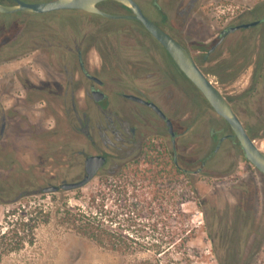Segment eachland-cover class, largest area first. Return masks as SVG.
<instances>
[{"label":"flooded vegetation","instance_id":"af4514ba","mask_svg":"<svg viewBox=\"0 0 264 264\" xmlns=\"http://www.w3.org/2000/svg\"><path fill=\"white\" fill-rule=\"evenodd\" d=\"M134 1L189 51L264 153V45L258 46L257 59L249 65L254 72L243 92L249 93L250 100L256 97L254 124L240 115L242 94L235 95L225 86L244 75L245 49H223L231 34L264 23V15L224 24L208 47L207 42L190 38V31L204 22V0ZM0 4L17 2L0 0ZM96 7L101 13L82 9L0 12V100L19 98L25 91L26 99L71 102L73 109L67 108L66 114L94 149L80 152L83 177L92 155L106 158L99 172L110 162L118 172L150 153H166L177 170L202 176L210 186L208 233L217 259L259 264L264 260V172L247 157L229 121L129 6L103 0ZM58 11L73 12L52 14ZM252 23L257 24L237 28ZM8 120L2 118L0 138L8 131Z\"/></svg>","mask_w":264,"mask_h":264},{"label":"rangeland","instance_id":"374dc122","mask_svg":"<svg viewBox=\"0 0 264 264\" xmlns=\"http://www.w3.org/2000/svg\"><path fill=\"white\" fill-rule=\"evenodd\" d=\"M263 4L264 0H204V22L190 31V38L207 42L205 44L210 47L211 39L223 29L224 24L233 22L236 25L261 18L264 15ZM67 12L73 11L52 14ZM180 21L181 18L178 19ZM113 27L120 28L122 24L113 23ZM260 45H264V23L231 34L223 48L236 50L241 46L245 49L244 75L235 84L226 82L225 86H229L228 91L235 95L242 94L239 110L248 124L256 123V97L250 100L249 93L243 92L251 84L254 67L249 65L256 61ZM24 94L22 91L19 98L0 100V125L2 118L7 116L9 119L8 131L5 137L0 138V198H20L24 191L29 195L17 203L0 202V225L5 227L9 212L26 205L31 213L29 216L34 218L33 224H37L36 239L34 243L5 256L0 264H130L149 257L151 254L148 253L125 255L99 246L64 225L58 211L61 208L62 212L67 204L87 207L91 192L104 191L109 184L119 187L127 175L130 177L131 201L138 203V199L147 198L149 202H142L147 215L138 218V222L150 226L158 221L159 226L167 231H177L174 239L167 234L166 240L171 244L175 242V247L170 249L169 255L162 256L164 264H228L217 259L209 238L208 182L202 176L177 170L166 153H150L148 155L156 154L160 159L152 163L148 156L143 157L118 172L110 162L90 183L77 190L42 192L46 186L82 178L84 157L80 152L87 154L94 149L84 135L73 128L72 120H69L72 117L66 114L67 108L69 111L73 109L71 102L26 99ZM73 125L78 126L75 122ZM138 170L145 176H137ZM218 188L224 189L223 185ZM154 191H159L161 196L155 201ZM144 193V197L138 196ZM154 211L159 215H151L150 212ZM184 228L192 230L191 236L187 237ZM148 238L146 236L145 240ZM259 264H264V260Z\"/></svg>","mask_w":264,"mask_h":264},{"label":"trees","instance_id":"16d2710c","mask_svg":"<svg viewBox=\"0 0 264 264\" xmlns=\"http://www.w3.org/2000/svg\"><path fill=\"white\" fill-rule=\"evenodd\" d=\"M155 155H148L147 159L155 163L160 159ZM126 169L127 167H124L123 170ZM136 174L140 177L145 176L141 175L140 170ZM157 176H153L154 180L157 179ZM129 181L130 177L127 175L119 187L109 184L104 191L91 192L87 200V207L67 204L62 208V212H60V208L58 211L61 215V222L78 234L111 251L125 255L151 254L147 258L136 260L130 264H164L161 259L162 256L169 255L170 249L175 247V242L171 244L166 240L167 234L172 235L171 238L174 239L177 236V231H167L166 228L159 226L157 217H155L157 222L150 224V226L141 225L138 222V218L147 215L146 206L142 204L149 202L147 198L142 200L136 197L138 203L131 201ZM158 192L154 191V201L161 198ZM28 195L29 193L26 192L20 198H6L7 200L2 197L0 202L10 203L14 201L13 203H17ZM144 195L145 193L138 196L144 197ZM150 213L153 216L159 215L155 211ZM30 214L26 205L19 206L7 214L5 227L0 225V262L5 256L21 250L28 243L35 242L37 224H33L34 218L32 215L30 217ZM184 232L189 237L192 230L184 228ZM145 235L150 238L145 240Z\"/></svg>","mask_w":264,"mask_h":264},{"label":"water","instance_id":"95a60500","mask_svg":"<svg viewBox=\"0 0 264 264\" xmlns=\"http://www.w3.org/2000/svg\"><path fill=\"white\" fill-rule=\"evenodd\" d=\"M14 1H16L17 4L13 6L0 4V12L12 13L16 11H30L36 13H46L61 9H82L89 12L101 13V11L96 7V4L103 0H52L42 3H27L22 0ZM117 1L129 6L135 13L134 17L142 21L152 35L162 43L179 67L199 87V89H201L215 110L229 121L246 150L247 157L264 172V153L256 147L227 100L201 72L189 51L173 37L158 27L145 14H143L140 7L134 0ZM256 24L257 23L244 24L238 26L237 28H248ZM237 28H232V30ZM105 162L106 158L104 156L92 155L86 160V174L84 177L72 182L63 181L59 185L46 186L42 189V192L55 193L60 190L73 191L83 188L97 176L99 170L104 166Z\"/></svg>","mask_w":264,"mask_h":264},{"label":"built area","instance_id":"2783aa9c","mask_svg":"<svg viewBox=\"0 0 264 264\" xmlns=\"http://www.w3.org/2000/svg\"><path fill=\"white\" fill-rule=\"evenodd\" d=\"M229 10L231 9V8H228Z\"/></svg>","mask_w":264,"mask_h":264}]
</instances>
